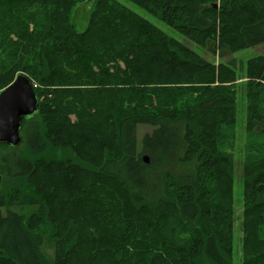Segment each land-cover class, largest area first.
<instances>
[{
    "label": "trees",
    "instance_id": "16d2710c",
    "mask_svg": "<svg viewBox=\"0 0 264 264\" xmlns=\"http://www.w3.org/2000/svg\"><path fill=\"white\" fill-rule=\"evenodd\" d=\"M131 1L212 54L217 27L230 52L264 42V0ZM79 2L90 8L80 32L70 18ZM225 66L116 0H0V89L22 72L38 98L20 144H0V264H231ZM246 76L247 88L264 82V56ZM216 80L225 85L207 87ZM258 114L246 126L264 132ZM141 125L151 130L138 139ZM242 177L241 264H264V157ZM50 203L65 214L59 225Z\"/></svg>",
    "mask_w": 264,
    "mask_h": 264
},
{
    "label": "rangeland",
    "instance_id": "374dc122",
    "mask_svg": "<svg viewBox=\"0 0 264 264\" xmlns=\"http://www.w3.org/2000/svg\"><path fill=\"white\" fill-rule=\"evenodd\" d=\"M120 4H122L125 8H128L132 12L136 13L137 15L143 17L146 19L148 23H150L152 26L158 28L160 31L165 33L167 36L172 37L186 46H188L190 49H192L194 52L199 54L201 57L206 59L207 61L217 65L219 62L224 63L228 66H225V68H228L227 71L229 73H226V76H228L229 81L226 83L230 85V87H234L233 94H231L229 102L227 105H229L230 109L227 112L228 116L235 117L234 121L232 123H225V127H222L219 131L218 136V145L221 149H224L226 152L230 153L232 156V197L234 200V235H233V256L231 264H241V253H240V243H241V237H242V230H241V194H242V168L243 164H246L248 162H254L255 160L264 157V132L260 131L258 128L259 123H254V120H252L253 128H248L246 125H248V119L252 116L253 119L255 117H258V113L261 111H264V82H262L260 85L252 84L247 88V76H246V65L247 61L253 60L257 58L258 56H264V42L261 44H258L256 46H250V47H243L241 49H236L234 52H230V48H222V39L220 36H218V27L216 28V35H214V48H215V54H212L208 49L204 48L203 46L194 43L193 41H190L188 38L183 36L180 32H178L176 29L168 26L163 21L156 18L151 13L147 12L142 7L136 5L131 0H116ZM238 1V0H234ZM249 4L258 3L261 0H245ZM217 3V7L220 5H224V3H221V0H215ZM259 10L262 13V9L259 8ZM103 12H100L99 15L101 16ZM90 8L89 5L85 2H79L76 3V5L73 7L70 18L71 21L75 24L77 31H83L87 25L88 19H90ZM216 16H208V19H214ZM217 26H218V20H217ZM144 38L149 37L150 35L147 33H143ZM235 32L230 34V32H227L223 34V38L225 41H235L236 38ZM234 39H231V38ZM222 51V56L218 57V52ZM230 60L231 62L228 63L227 61ZM219 83V85H218ZM225 85L224 83H220V81L216 80L214 83L210 84L207 87H214L213 85L221 86ZM183 88H189V87H183ZM257 92H259V95L261 96V102L257 99ZM185 102V101H183ZM180 104L172 105L173 108H177ZM183 106V103L182 105ZM201 115V114H199ZM151 130L150 126L147 125H141L138 127L137 130V137L140 139L142 135L146 132H149ZM68 155H71L72 158H74L73 154L66 153ZM82 160H84L82 157H80ZM78 162L81 163V161L78 160ZM1 174V172H0ZM57 175H60V178L63 177L66 180H63L61 184H64L65 187L68 186V182L70 181L68 179V175H62L60 173H57ZM54 176L55 178H57ZM38 180V178H37ZM61 182V181H60ZM32 184V182H31ZM34 186V184H33ZM32 187V186H31ZM208 201L209 196L207 197ZM50 211L48 212V216L50 218V221L55 223L57 225L60 224L61 219H63L65 214H62L61 211L58 208V205L51 206L50 203ZM74 210V206H67L66 209ZM19 212L23 213L28 217L31 214V211H33V207L23 206L17 208ZM70 212L69 210H67ZM71 213V212H70ZM73 217V215L71 216ZM70 220V219H69ZM35 221H32V224H34ZM38 226V224L36 225ZM127 226V223H126ZM109 237L112 235L110 233H107ZM45 245V251H47L49 254L52 252V241L49 239L44 242Z\"/></svg>",
    "mask_w": 264,
    "mask_h": 264
},
{
    "label": "water",
    "instance_id": "95a60500",
    "mask_svg": "<svg viewBox=\"0 0 264 264\" xmlns=\"http://www.w3.org/2000/svg\"><path fill=\"white\" fill-rule=\"evenodd\" d=\"M37 110L38 98L30 80L24 73H17L8 85L0 89V144L18 146L22 120L34 115ZM142 159L147 162V155H143Z\"/></svg>",
    "mask_w": 264,
    "mask_h": 264
}]
</instances>
